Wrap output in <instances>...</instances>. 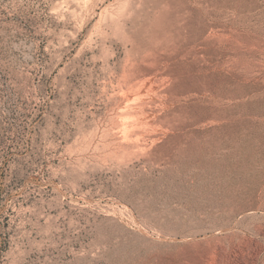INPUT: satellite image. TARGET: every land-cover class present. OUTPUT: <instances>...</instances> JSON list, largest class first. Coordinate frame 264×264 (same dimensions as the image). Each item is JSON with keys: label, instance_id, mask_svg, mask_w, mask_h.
I'll use <instances>...</instances> for the list:
<instances>
[{"label": "rangeland", "instance_id": "374dc122", "mask_svg": "<svg viewBox=\"0 0 264 264\" xmlns=\"http://www.w3.org/2000/svg\"><path fill=\"white\" fill-rule=\"evenodd\" d=\"M261 47L264 0H0V264H264Z\"/></svg>", "mask_w": 264, "mask_h": 264}, {"label": "bare ground", "instance_id": "6f19581e", "mask_svg": "<svg viewBox=\"0 0 264 264\" xmlns=\"http://www.w3.org/2000/svg\"><path fill=\"white\" fill-rule=\"evenodd\" d=\"M224 36H225V38H229L230 33L227 30H224ZM233 40L237 45L246 44V46H252V43L247 38H244L241 35V33H239L238 30L234 31ZM232 62H233V68H234L233 69L234 71H232L233 72L232 75L235 76L234 80H235L236 86L242 84L241 80L238 79V76H239L238 71H241V68L244 66H247L248 64H253L254 67L256 66L255 68H257L259 64L263 65L262 74H260L259 78L262 79V81H260V82H262V84L264 86V48L263 47H261L260 50H258V51L250 50V51L244 52V53L235 52L233 54ZM247 62H248V64H247ZM228 65H229V60H228V56H227V59L225 61V66L228 67ZM228 71L229 70H227L226 73L228 76H230V73H229L230 71L229 72ZM228 76L226 77V79H228L227 83L230 85V78ZM239 91L234 89L233 94L231 96L225 97L224 104H225L226 108H233L235 110L236 109L239 110L242 107V105L247 103L246 101H247V99H249V93H248L247 89L244 91H241V93ZM230 117H225V118H226V120H230ZM256 231H257L258 235L261 234V232H263V228H262L261 224L256 226ZM258 251H259V249L257 250V253L255 255L256 264H259V262L261 261L260 260V253H258Z\"/></svg>", "mask_w": 264, "mask_h": 264}]
</instances>
